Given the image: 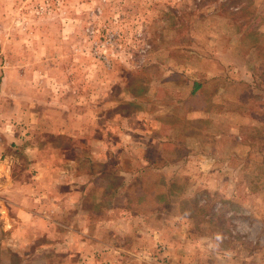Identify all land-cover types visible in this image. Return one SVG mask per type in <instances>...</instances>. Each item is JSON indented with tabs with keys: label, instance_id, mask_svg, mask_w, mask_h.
<instances>
[{
	"label": "rangeland",
	"instance_id": "374dc122",
	"mask_svg": "<svg viewBox=\"0 0 264 264\" xmlns=\"http://www.w3.org/2000/svg\"><path fill=\"white\" fill-rule=\"evenodd\" d=\"M0 139V264H264V0H0Z\"/></svg>",
	"mask_w": 264,
	"mask_h": 264
},
{
	"label": "crops",
	"instance_id": "0c3cea01",
	"mask_svg": "<svg viewBox=\"0 0 264 264\" xmlns=\"http://www.w3.org/2000/svg\"><path fill=\"white\" fill-rule=\"evenodd\" d=\"M2 145L3 143L0 142V232L4 234L5 238L2 242L0 241L1 247L5 245H12L15 247V241H19L20 244L26 241L25 245H28L29 249L32 245V237L38 234L34 232V234L31 235V232L28 230L29 226L27 225H32L33 220L35 222L36 219L40 221L45 219L43 220L44 225L47 226V224H50V226H52L55 220L50 217V214L45 208H38L37 205L32 202L26 203L23 198L24 193L27 194L30 192L24 191V187L26 188V186L24 183L25 181H23V176L18 174L14 175L12 173V169L10 168L14 160H11V158L6 155V147L3 146L2 149ZM49 161L51 160L44 161L43 159H38L36 164L40 165L42 162L47 163ZM34 163L35 161L33 164ZM43 179L45 178L43 177ZM51 212L54 213V209L51 210ZM63 227L66 228V230H70V227L65 226V224ZM12 249L13 251L11 250V252L14 256H19L21 253L24 257V251L21 248L16 247ZM25 255V257H27L32 255V253H26Z\"/></svg>",
	"mask_w": 264,
	"mask_h": 264
},
{
	"label": "trees",
	"instance_id": "16d2710c",
	"mask_svg": "<svg viewBox=\"0 0 264 264\" xmlns=\"http://www.w3.org/2000/svg\"><path fill=\"white\" fill-rule=\"evenodd\" d=\"M198 86H199V85H196L195 88L198 87Z\"/></svg>",
	"mask_w": 264,
	"mask_h": 264
}]
</instances>
